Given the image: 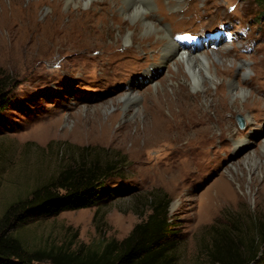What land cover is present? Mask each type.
Here are the masks:
<instances>
[{"label":"rangeland","instance_id":"rangeland-1","mask_svg":"<svg viewBox=\"0 0 264 264\" xmlns=\"http://www.w3.org/2000/svg\"><path fill=\"white\" fill-rule=\"evenodd\" d=\"M121 3L0 0V81L8 97L0 108V218L52 186L64 168L95 159L119 165L106 178L113 194L106 202L15 220L5 232L39 256L34 264H53L43 252L122 241L148 217L150 200L165 196L176 224L175 264H236L258 232L251 217L264 222L263 6L189 0L175 12L160 0L173 14L164 21L175 37L201 35L198 50L224 53L213 57L216 84L195 89L182 65L160 64L163 37L147 34ZM224 25L231 36L205 39ZM232 79L247 91L236 95Z\"/></svg>","mask_w":264,"mask_h":264},{"label":"trees","instance_id":"trees-1","mask_svg":"<svg viewBox=\"0 0 264 264\" xmlns=\"http://www.w3.org/2000/svg\"><path fill=\"white\" fill-rule=\"evenodd\" d=\"M263 10L264 0H255ZM4 80L0 81V108H6L8 97ZM119 170L110 162L103 166L97 159L90 163L64 168L56 180L35 189L32 194L12 204L0 218V264H34L38 255L26 249L16 235L7 234L5 225L17 220L23 224L29 220L56 216L64 211L88 208L112 198L106 178ZM54 187V188H53ZM151 212L136 224L131 233L118 242L111 240L101 250L84 252H43L53 264H175L177 248L176 224L170 215L171 200L165 196L150 200ZM257 233L249 240V251L236 264H262L264 260V222L251 217ZM258 223V224H257ZM172 236V237H171Z\"/></svg>","mask_w":264,"mask_h":264},{"label":"bare ground","instance_id":"bare-ground-1","mask_svg":"<svg viewBox=\"0 0 264 264\" xmlns=\"http://www.w3.org/2000/svg\"><path fill=\"white\" fill-rule=\"evenodd\" d=\"M78 1H82L83 3L88 4L89 2L94 0H67V3L76 4L78 3ZM121 2V10L124 14L131 17L136 25H142L145 28L147 34L153 33L163 37L164 43L161 47V56H163V59L160 64L182 65V67L189 72L191 76L190 82L195 89H203L204 87H206V81H209L211 84H216L218 75L212 69L213 57L222 60L224 53H218L216 51L210 53L209 51L205 50L206 48L198 50V46L201 44V42L197 45L189 46L179 43L176 40L175 32L173 31V26L171 25V23H167V21H164L165 18L172 17L173 14L162 10V8L160 7V0H121ZM187 3H189V0H168V8L169 10L172 9L175 12L180 11L184 8L185 5H187ZM158 8L160 9L158 10ZM132 40V31L130 30L126 37V41L130 42ZM235 60L238 61L237 59ZM246 60L247 59L240 60L239 62L240 65L244 67L243 75L248 74L251 71V66L246 62ZM177 67H179V65ZM220 70L222 71L220 73L225 74L226 71H229V68L225 67V69L223 68ZM186 76L190 78L187 73ZM230 83L232 89L236 91V95L245 93L247 91V89L244 87L245 85L243 81L232 79ZM133 98H136V94H133ZM243 140L245 139H238L237 142L239 143H237V145L241 146L240 142H243Z\"/></svg>","mask_w":264,"mask_h":264},{"label":"water","instance_id":"water-1","mask_svg":"<svg viewBox=\"0 0 264 264\" xmlns=\"http://www.w3.org/2000/svg\"><path fill=\"white\" fill-rule=\"evenodd\" d=\"M239 120H240V123H241V125H243V124H244V121H243V119H242V118H240Z\"/></svg>","mask_w":264,"mask_h":264}]
</instances>
